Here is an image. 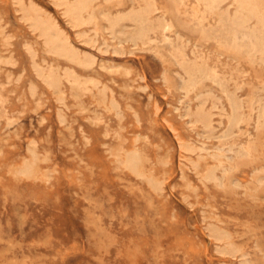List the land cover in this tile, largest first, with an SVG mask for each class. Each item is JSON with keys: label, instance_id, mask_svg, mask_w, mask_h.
<instances>
[{"label": "rangeland", "instance_id": "1", "mask_svg": "<svg viewBox=\"0 0 264 264\" xmlns=\"http://www.w3.org/2000/svg\"><path fill=\"white\" fill-rule=\"evenodd\" d=\"M242 1L168 33L208 70L204 134L200 86L132 32L150 0H0V264H264V2Z\"/></svg>", "mask_w": 264, "mask_h": 264}, {"label": "bare ground", "instance_id": "2", "mask_svg": "<svg viewBox=\"0 0 264 264\" xmlns=\"http://www.w3.org/2000/svg\"><path fill=\"white\" fill-rule=\"evenodd\" d=\"M165 1H166V5L164 4L165 6L157 7V4H156L155 0H150L149 4L146 7H144L139 12V14L137 16H135L132 19V21H133V30H132V32H136L137 33V37L139 39L143 40L144 45H148L149 42H154L156 47L158 48V53H161L163 57H166L167 61H169L171 65L180 67L181 69L184 70V72H185L184 74H181L178 71L177 72L170 71V72L172 73L174 78H176L179 81V85L183 89L187 90V94L189 93L188 90L190 88L192 89V87L194 88L195 86L196 87L200 86L199 87L200 93L198 94V96H199V99H200V104H203V106L202 107H198V110H197V112L195 114V124L201 125L202 131H203L204 134L213 133V131L215 130V126H214V122H213V115L214 114L211 111V109H207L206 108L207 106L205 107V104H206V102H208L209 99H211L212 92H214V91H209V90L203 91V89H204L203 77L207 75L206 72H208V70L206 68H202L201 70L199 69V72L202 74L201 76H199V75H195L194 74L196 72V69L193 68L195 71L193 73L194 75H192L191 71H190L191 66H189V63H188L189 61L186 59V54L181 52V51H179V50H177V47H176L171 35L168 34V33H170V34L174 33L176 36H181V33L185 32V31L188 34H192L193 31L191 30L192 27H191V20L189 19L188 9L192 8L196 12L195 14H197L199 12V9H197V7L195 5H193L195 7H190V1H192V0H165ZM195 1L198 2V5H199V3H202V5L208 3V6L210 7V10L213 13H217L216 12L218 10L217 9V4H218L219 0H195ZM261 2H264V0H243L241 3H243V5L245 3L253 11H257L258 5ZM193 10H191V11H193ZM157 12H162V16L157 18L156 17V13ZM38 14H40V12H38ZM72 14H73V12H72ZM219 15L221 16L222 14H219ZM40 23H41V25L43 27L42 29L45 30V33L48 34L50 40L54 43V45L59 50L62 51V50L67 49V48H69L71 46L70 41H69L68 38L60 39L59 36L61 35V30L57 28L58 26L55 24V22H53L51 20L43 19V17H42L41 20H40ZM199 25H201V24H199ZM131 28H132V26H131ZM125 36L127 37L126 33H125ZM70 50H72V49H70ZM196 65H198V64L196 63ZM192 67H193V65H192ZM50 76L47 77V78L50 79ZM65 76H66V74H65ZM67 76H69V75H67ZM45 77L43 76V78H45ZM52 77H54V76H52ZM239 77H241V75ZM76 78H77V76H76ZM66 79H68V77ZM70 80H72V79H70ZM76 81H77V79H76ZM52 82H53V79H52ZM68 82H70V81H68ZM216 82H218V81H216ZM220 83H222V82H220ZM84 84L85 83L80 84V85H84ZM234 85L236 86V82H235ZM242 85L243 84H241V86ZM55 86H56V84H55ZM60 86H61V84H60ZM225 86H223V87H225ZM237 86L239 87L240 85H237ZM58 87L59 86H57V88ZM51 88H53V87H51ZM57 88H56V90H58ZM81 88H83V87H81ZM240 88H242V87H240ZM225 89H227V88H225ZM212 90H214V89H212ZM225 92H226V90H225ZM227 92H228V90H227ZM235 92H236V90H235ZM32 93H33V91H32ZM236 95H237L236 93H233V94H230V97H229V102H230V106L231 107H230L229 128H228L227 132L224 134L226 137L227 136L228 137H231V136L234 137L235 135H239V133L242 131V125L247 121L246 120V113H245V110L243 109L242 100L238 99ZM218 104H220V103H218ZM1 106L2 105H0V107ZM263 107H264V105H263ZM251 111H252V108H251ZM261 115H263V114H261ZM199 116H201V117H199ZM241 150L243 151V149H241ZM220 232H222V231H220ZM213 235H214V233H213ZM216 236H220V235H215V237ZM225 248H227V247H225Z\"/></svg>", "mask_w": 264, "mask_h": 264}, {"label": "crops", "instance_id": "3", "mask_svg": "<svg viewBox=\"0 0 264 264\" xmlns=\"http://www.w3.org/2000/svg\"><path fill=\"white\" fill-rule=\"evenodd\" d=\"M33 29V28H32ZM34 30V29H33ZM34 31H38V30H34ZM44 38V37H43ZM44 40H45V38H44ZM54 54V53H53ZM56 55V54H55ZM57 56H59V55H57ZM60 57V56H59ZM55 72V71H54ZM46 73V72H45ZM56 74L55 75H57V76H59V74L57 73V72H55ZM47 74V73H46ZM60 77V76H59Z\"/></svg>", "mask_w": 264, "mask_h": 264}]
</instances>
